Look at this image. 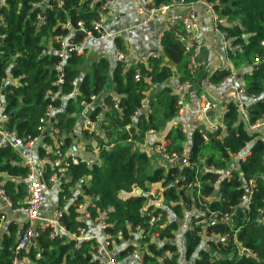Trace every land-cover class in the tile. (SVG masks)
I'll list each match as a JSON object with an SVG mask.
<instances>
[{
    "label": "trees",
    "instance_id": "obj_1",
    "mask_svg": "<svg viewBox=\"0 0 264 264\" xmlns=\"http://www.w3.org/2000/svg\"><path fill=\"white\" fill-rule=\"evenodd\" d=\"M58 1L0 0V104L1 114L6 116L2 129L17 139H38L34 150L38 160L48 156L52 161L54 155L48 152L56 147L61 152L69 151L78 135L86 155L96 154L97 162L91 166L66 159L65 176L69 180L60 183L58 194L61 226L75 236L79 228L87 229L79 220L75 202L88 198L93 203L88 208L91 217H102L106 224L104 234L110 237L107 250L113 254V248L126 244L113 254L117 263L131 254L135 242L132 235L142 230L157 235V242L149 237L138 240L146 244L143 264H179L173 240L190 217L194 230L185 231L181 251L186 262L264 264V127L251 132L234 105L228 104L221 129L206 141L200 128L186 135L181 132L174 122L177 96L168 86L169 81L177 76L180 82L195 84L205 78L198 71L190 75L187 69L184 48L173 32L182 33L180 26L163 35L160 54L150 56L146 67L125 69L120 62L112 67L106 58H100L89 72L81 74L84 56L71 50L61 60L56 39L63 37L69 44L78 45L82 40L77 34L80 29L97 38L91 24L98 21L101 2L60 0L58 7ZM172 1L178 0H153V6ZM205 2L225 22L218 26L229 43L225 59L234 71L244 70L241 77L245 97L253 98L248 123L254 125L264 118V0ZM116 47L123 50L120 41ZM229 76V72L217 69L208 82L218 86ZM7 80L9 83L2 87ZM109 85L114 96H105ZM101 102L109 108L107 112L103 113ZM87 105L90 108L86 110ZM49 107L53 111L42 124ZM145 108L147 112L142 113ZM84 111L87 120L95 123V130L77 129ZM167 125L162 139L165 154L178 160L186 156L184 164L177 161L160 166L153 162L157 155L139 150L149 133H158ZM40 127L50 130L41 132ZM237 157L243 160L233 163L235 168L230 169ZM22 160L19 152L0 146V188L12 209L19 208L25 198L23 180L28 172ZM44 162L46 181L52 170ZM249 182L252 193L244 204L241 198ZM158 185L161 197L156 202L147 198V193ZM214 191L217 195L212 197ZM73 193L76 200L69 203ZM144 202L147 206L141 214ZM152 217L155 221L150 224ZM225 217L227 222L222 221ZM1 220L0 214V225ZM26 228L25 224L19 229L9 223L0 232V264H13L14 259H24L21 264H100L94 243L51 238L50 229L15 256L13 246L20 237L18 233Z\"/></svg>",
    "mask_w": 264,
    "mask_h": 264
},
{
    "label": "built area",
    "instance_id": "obj_2",
    "mask_svg": "<svg viewBox=\"0 0 264 264\" xmlns=\"http://www.w3.org/2000/svg\"><path fill=\"white\" fill-rule=\"evenodd\" d=\"M82 1V0H79ZM115 0H102L101 6L98 8L97 12L99 14L98 21L92 22L91 26L93 31L97 34L98 40H104L107 38L111 39H120L122 37L121 32H116L113 34H105L103 32V23L105 21V8ZM61 1H58V7L61 6ZM195 5L201 6L209 12L213 19V27L218 31L220 37L223 40V46L226 49L229 47V43L225 40V35L218 30V26L225 25L224 20L219 19L217 15L213 12L212 6L205 2V0H195V2H189L187 0H178L172 1L167 5H161L158 7L153 6V0H138L137 7L140 16L142 17V24L148 23L150 21H157L159 26L158 32V40L159 43L163 37V35L167 32L173 31L174 28L180 26L183 29L182 33H178L177 31L174 32V37L181 43L184 48V53L187 59V69L190 75L196 74L198 71V64L196 59V50L199 48L200 45V38L198 34L199 28V20L197 19L195 13ZM79 31L84 32L82 29ZM87 34V33H86ZM89 34V33H88ZM91 35V34H90ZM60 43V51L58 52V56L61 60L64 59L66 54L67 48L70 47L71 44L67 42L66 38L59 37L56 39ZM123 48V47H122ZM158 54L151 53L148 56L139 57L137 58L136 65H141L143 67L147 66V61L150 56H156ZM117 62L125 63L127 59V55L123 50L117 49L116 53ZM227 63L224 66V70L230 73V76L226 80H234V69L230 61L226 59ZM62 72L59 71V76L61 77ZM58 80V83H61V80ZM138 78V74L135 76ZM225 80V81H226ZM189 85L188 82H180L179 88L174 91L177 96L176 100V118L179 119L178 125L181 132L186 135L189 132V125L186 119L187 113H192L198 116H202L204 119L202 126H198L200 128L199 133L201 134L202 138L206 141L210 134H214L218 132L222 127V118L223 114L226 112V109L222 113L221 120H213L211 117L208 116L209 113L215 111V109L220 104V101L213 97L212 95H208L206 93H201L197 98V107L193 108L189 103L186 95V88ZM93 102L96 101V97H91ZM223 106L225 107L228 104L234 105L236 111L240 117V119L250 128L251 132L258 131L259 128L264 127V118L254 124L249 125L248 123V109L250 108L253 98L251 100L246 99L245 97V89L244 84L237 85L234 90L227 94V96L222 100ZM100 106L104 112H107L109 108L103 103H100ZM90 108V105L86 106V110ZM2 105L0 104V140L2 147H9L10 149L17 151L22 155V165L27 169V177L23 180L25 186V198L23 204L14 209L18 211L24 220V224L27 225V228L24 229L20 237L16 243L14 248L13 254L16 256L20 254L22 251L28 249L30 239L33 238L35 240L42 232L46 229H50L51 238H62V237H69L74 238L77 243L80 242H92L96 245V255L95 258L99 260L100 264H117L114 259V255L112 251L107 250L110 237L104 234V229L106 224L102 217L99 219L94 220L91 217L88 208L93 207V203L91 199H85L84 202L76 203L75 207L76 211L79 214V220H81L86 226L87 229L79 228L77 230L78 236L75 234H69L68 231L61 226L59 222L60 212H56L52 221L47 222L41 226L36 228V222L39 220L40 211L44 202V191L45 189L49 188L51 190H60V183L64 181H68L69 178L65 176V172L67 169L66 159L70 158L72 163H77L78 161L86 162L89 166L93 165L97 162L96 154L93 152L91 155H87V158H81L76 156L72 149L66 152H61L58 147H56L53 151L48 152L49 154L54 155V159L51 161L48 156L45 157L46 162H48L49 166L51 167V174L45 181L43 179L42 171L37 175V168L36 162H38L36 152V147L39 144L38 139H17L14 135L8 131L2 129L1 124L6 121V116L1 114ZM52 108H48V113L46 114V118L41 120L42 124L47 123L48 117L52 112ZM85 112V111H84ZM83 112V113H84ZM83 129L85 130H95L96 125L95 123L90 122L89 120H85L83 125ZM39 130L48 132L50 129L46 127H40ZM52 135V133H50ZM264 136V135H263ZM23 151H27V153H23ZM153 152L158 157L162 158L164 161L168 162V164H173L178 161L180 164V160L182 158L187 157L183 156L179 160L175 156H166L165 148L163 140L160 141L156 146L150 148V151ZM242 157L233 158V161L240 162L242 161ZM44 162L43 160H40ZM45 163V162H44ZM1 185V183H0ZM194 185L187 186V189H192L195 187ZM75 193H77L75 191ZM75 193L72 194L73 198L69 200V203L74 202L76 199L74 198ZM252 193V182H249L246 187V193L242 196L241 200L244 204H247L250 200V196ZM161 197V190L152 189L150 192L147 193V198H152L156 202L160 201ZM4 205L9 209H12L11 202L7 198L5 192L0 188V207ZM147 203L144 202L142 209L140 210L141 214L145 211V207ZM204 214H199V217H203ZM198 217V216H197ZM155 218L152 217L149 221L150 224L154 223ZM223 222H227V217L222 219ZM190 222V221H189ZM200 224L203 226L206 225L205 221H200ZM186 230L193 231L194 229L188 224ZM132 240L135 239L133 242L134 249L132 250L131 254L129 255L130 258L133 260L135 264H143V254L146 248V244L140 242L138 240L145 239L147 237L150 238L151 241L157 242V235H149L148 233L142 232V230H138L137 233L132 235ZM110 243L113 244L112 241ZM14 258V257H13ZM24 261L14 259L13 264H21Z\"/></svg>",
    "mask_w": 264,
    "mask_h": 264
},
{
    "label": "crops",
    "instance_id": "obj_3",
    "mask_svg": "<svg viewBox=\"0 0 264 264\" xmlns=\"http://www.w3.org/2000/svg\"><path fill=\"white\" fill-rule=\"evenodd\" d=\"M102 0H92L93 3H99ZM189 2H195V0H187ZM138 0H115L114 3L105 8V21L103 23V32L105 34H113L116 32H121L122 37L120 39L107 38L104 40H98L92 35L88 34L83 37L78 45H70L75 47V51L84 56L83 64L80 66L81 74H85L91 70L92 63L96 62L100 58H106L110 65L113 67L117 63V47L116 42L120 41L122 47L127 55V59L124 63L125 69L136 66L137 58L148 56L151 53L160 54V43L158 40L159 26L158 22L153 20L148 23L142 24V17L138 12L137 7ZM195 13L197 19L199 20L198 34L200 38L199 48L196 50V59L198 64V75L204 76L205 80L200 83L189 84L186 88V95L188 103L193 107H197V98L201 93H206L212 95L220 101V104L215 109L211 115H208L213 120H221L222 113L225 110L222 100L227 96L228 93L232 92L237 85L244 84V80L241 75L244 72L234 71L235 79L226 80L218 86H214L208 82V78L217 69L224 70V66L227 61L225 59V48L223 46V40L220 37L218 31L213 27V19L208 11L201 6H197ZM175 76L169 81L168 86L173 90L179 88L180 81ZM109 88L105 93V96H114L112 90ZM157 91V89H155ZM154 92V90H153ZM153 92L149 95L151 96ZM186 119L189 125V131L198 126H202L204 119L202 116H198L192 113L186 114ZM86 120L85 112L81 114L78 119L77 129L83 130V125ZM165 130V129H164ZM167 130V128H166ZM165 130V131H166ZM160 132L159 133H149L146 141L151 147L152 144L160 142ZM81 136L74 137L76 139L72 148L73 153L81 158H87L83 148V140ZM162 141V140H161ZM1 145V140H0ZM189 143L187 142V147ZM146 147V148H151ZM186 147V146H185ZM145 145L139 146L140 151H146ZM27 153V151H23ZM93 152L91 153V155ZM90 155V153L88 154ZM44 162L38 160L36 162L37 175L42 171L43 173ZM155 190H161L158 186L153 187ZM59 189L51 190L49 188L44 191V202L40 211L39 220L36 222V228L47 222L53 220L56 212L59 210L58 206V194ZM60 211V210H59ZM1 214V225L0 232H4L9 223L15 224L19 229L24 226L23 216L14 209H9L8 207L2 205L0 207ZM190 217L186 218L183 222L179 234L177 235L178 246L176 242L173 243L177 246V252L179 254L184 246V233L189 224ZM126 246V244L124 245ZM123 244L120 247L113 248V254L116 253L120 248L124 247ZM180 250V251H179ZM179 264H187L181 255ZM117 264H135L130 256L126 257L121 262ZM190 264V263H188Z\"/></svg>",
    "mask_w": 264,
    "mask_h": 264
},
{
    "label": "water",
    "instance_id": "obj_4",
    "mask_svg": "<svg viewBox=\"0 0 264 264\" xmlns=\"http://www.w3.org/2000/svg\"><path fill=\"white\" fill-rule=\"evenodd\" d=\"M77 34L78 35H80V36H83V37H85L87 34L85 33V32H82V31H79V32H77ZM73 51V50H75V47L74 46H70L69 48H67V51ZM9 83V80H7V81H5L4 83H3V86L2 87H4L5 85H7ZM78 84H79V82H77V84H76V86H78ZM145 112H147V109L145 108L144 110H142V113H145ZM208 115H211V113H209ZM174 122L175 123H178L179 122V119L178 118H175V120H174ZM73 150L75 149V148H72ZM150 154L151 155H154V153L153 152H150ZM186 162V158H182L181 160H180V164H184ZM140 193V191H137V194H139ZM217 195V192L216 191H214L213 193H212V197H214V196H216ZM20 236V233H18V237ZM34 242H35V240L33 239V238H31L30 239V242H29V246H28V248L30 247V246H32V245H34ZM15 246H16V244L13 246V251H14V248H15ZM13 258V257H12Z\"/></svg>",
    "mask_w": 264,
    "mask_h": 264
},
{
    "label": "rangeland",
    "instance_id": "obj_5",
    "mask_svg": "<svg viewBox=\"0 0 264 264\" xmlns=\"http://www.w3.org/2000/svg\"><path fill=\"white\" fill-rule=\"evenodd\" d=\"M166 128H168V125L164 128L165 130H166ZM164 129H162L161 131H160V138H163L164 137V133H165V130ZM159 133V132H158ZM262 138H264V136H261ZM147 138V137H146ZM162 140V139H161ZM160 140V141H161ZM142 145H145V148L146 147H151L146 141H144V143L142 144ZM146 151H150V148H146L145 149ZM153 162H155V164H158V165H160V166H164V167H166L167 165H168V162H166V161H164L162 158H160V157H156L155 159H154V161ZM236 161H233V162H231L230 163V169H234L235 168V165H233V163H235ZM180 230V229H179ZM179 234V231L176 233V235H175V238H174V243L176 242V244H177V246H178V241H177V235ZM180 257H181V253L179 254V259H178V262H179V260H180ZM187 264H188V262H186Z\"/></svg>",
    "mask_w": 264,
    "mask_h": 264
},
{
    "label": "bare ground",
    "instance_id": "obj_6",
    "mask_svg": "<svg viewBox=\"0 0 264 264\" xmlns=\"http://www.w3.org/2000/svg\"><path fill=\"white\" fill-rule=\"evenodd\" d=\"M226 109V108H225ZM185 155V154H184Z\"/></svg>",
    "mask_w": 264,
    "mask_h": 264
}]
</instances>
